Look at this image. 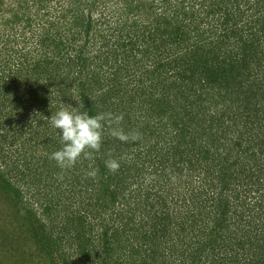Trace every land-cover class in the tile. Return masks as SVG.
<instances>
[{
	"label": "trees",
	"instance_id": "obj_1",
	"mask_svg": "<svg viewBox=\"0 0 264 264\" xmlns=\"http://www.w3.org/2000/svg\"><path fill=\"white\" fill-rule=\"evenodd\" d=\"M130 2L132 23L138 13L153 12L159 26L144 27L131 47L104 35L101 58L115 70L113 82L98 94L84 91L87 83L81 96L90 115H123L126 134H133L129 123L140 113L142 125H134L140 139L109 143L104 135L94 158L82 159L83 168L75 165L86 172L91 165L98 170L95 178L57 175L66 191L59 189L42 204L48 222L25 203L8 173L0 175V195L10 189L15 205L25 206L23 215L33 220L29 227L50 264H264V236L255 242L249 236L254 220L264 222V173L252 181L264 158L258 162L256 152L249 157V140L236 139L248 136L243 129L231 134L244 120L253 133L250 142L261 141L264 154V0H158V13L144 9L141 0ZM25 70L17 73L19 91L36 95L41 76L53 84L55 76L73 72L62 60L37 61ZM100 78L98 72L89 80L92 88L102 84ZM4 79L1 74L0 97L11 98ZM136 79L138 89H128ZM47 129L38 132L51 146L44 160L61 147L57 132L48 138ZM108 159L119 162L117 172L105 167ZM173 179L182 191L169 185ZM148 182L153 189L146 191Z\"/></svg>",
	"mask_w": 264,
	"mask_h": 264
},
{
	"label": "rangeland",
	"instance_id": "obj_2",
	"mask_svg": "<svg viewBox=\"0 0 264 264\" xmlns=\"http://www.w3.org/2000/svg\"><path fill=\"white\" fill-rule=\"evenodd\" d=\"M130 1L0 0V75L4 74L5 76L1 85L12 91L11 98L0 97V153H2L0 154V175L8 173V176L15 180V186L20 188L25 195V203L29 206L33 205L34 210L38 213L37 216L42 218V221L48 222V219L43 216L42 204L48 203L49 200L46 199L53 196V193H57L59 189L63 192L66 191L63 190L66 188V184H61L63 178L58 179V182L56 180L57 175L63 176L65 172H58L61 169H56L57 165L54 161L43 159L50 155L51 149L43 137L46 133L44 129H47L45 124L47 123L49 126L47 129L48 138L54 131H58L51 127L48 119L61 107L79 108L80 105H83L80 107V111H88L86 105L82 103V86L88 83L84 91H94L98 94L102 88H106L110 82H113L115 70L106 65L107 61H102L101 58L102 50H104L102 46L106 43L105 39L111 38L114 41L113 44L119 40L131 47L133 43H138L142 39L145 32L144 27H148L147 30H150L159 26L156 24L153 12L147 16L145 14L144 17L138 13V16L134 17L136 22L132 23L133 18L128 16L130 5H132ZM141 1L145 4L144 9L149 7L155 13L160 12L158 0ZM137 18L139 19L137 20ZM127 32H131V34ZM104 35L105 39H103ZM59 59L64 64H68L73 71L66 74L69 75L66 80H64L66 75L55 76L54 83L48 84L45 78L41 79L43 77L41 76L38 81L40 88L37 87L38 91L35 92L38 95L25 94L23 90L19 91V84L16 82L18 70L25 73L27 71L25 69L32 67L34 62L42 63L48 60L58 62ZM100 63L104 64L100 66ZM83 64L89 68H86L81 74H75L77 68H81ZM64 68L68 69V67ZM88 69L91 70L88 71ZM98 72L102 84L94 85L95 88H92L89 83L93 80H89L93 78L95 81ZM87 78L88 80H86ZM137 79L131 81V84L129 83L128 89H138ZM22 81L21 83H23ZM32 85L37 86L34 82ZM91 88L93 90L90 91ZM98 89L100 90L98 91ZM38 96L43 99L41 105L34 102ZM14 101L15 104L12 103ZM120 104H122L120 100L116 102L118 111L121 110ZM139 118L140 113L129 123L133 133L139 129L134 125L137 127L142 125ZM243 122L244 120H241L239 128L231 134L242 133L243 129V134L248 136L236 137V139H247L244 141L245 143L249 140L248 145L251 147L249 157L256 152L254 158L259 162V159L263 160L264 158L259 146L261 141L256 139L255 143L250 142L253 133ZM154 123L155 120L151 125L153 126ZM27 129L30 130L27 131ZM38 132L43 135H38ZM104 135L109 143L110 139H115L109 132ZM82 164L81 159L77 166L80 165L83 168ZM263 167L261 164L256 172L252 171L254 175L252 181H257L256 179L263 175ZM77 170L74 167L66 171L72 177L76 173L79 175L86 173L85 170ZM72 177H69V180ZM175 182L173 179L169 185H174L177 187V191H182L180 184L177 185ZM151 185L153 183L148 182V189L145 190L153 189ZM243 188H239L240 194L246 195V188ZM251 192L248 202L253 205L252 200L257 196V193L255 189ZM3 193L5 195H0V264H50L48 258L42 256L43 253L36 245L35 233L29 227L33 220L30 221L23 215L25 206L17 207L15 205L17 200L14 191L4 188ZM210 195L213 194L210 193ZM173 197L177 199L180 195L178 193L176 197L174 195ZM78 201L85 206L89 203L88 199L83 201L78 198ZM256 212L258 213L259 210ZM252 229L249 235L251 242H255L256 237L264 236V222L254 220ZM63 243L66 245L65 242ZM29 254L34 257V260L39 258L36 261L31 260Z\"/></svg>",
	"mask_w": 264,
	"mask_h": 264
},
{
	"label": "clouds",
	"instance_id": "obj_3",
	"mask_svg": "<svg viewBox=\"0 0 264 264\" xmlns=\"http://www.w3.org/2000/svg\"><path fill=\"white\" fill-rule=\"evenodd\" d=\"M80 107H61L48 119L51 127L58 130L57 136L61 144L60 149L54 151L50 159L55 161L62 172L74 168L81 159L94 158V154L102 147L105 125L108 127L109 134L122 142L140 139L139 133L126 134L120 127L124 120L123 115L107 112L93 116L86 110L81 112ZM105 167L115 173L119 170L120 164L116 159H108L105 161ZM89 169L86 175L95 178L98 170L91 165Z\"/></svg>",
	"mask_w": 264,
	"mask_h": 264
}]
</instances>
